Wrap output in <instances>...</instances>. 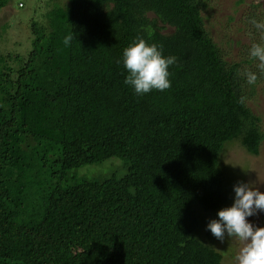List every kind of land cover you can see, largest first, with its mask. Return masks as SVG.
<instances>
[{
    "label": "trees",
    "instance_id": "obj_1",
    "mask_svg": "<svg viewBox=\"0 0 264 264\" xmlns=\"http://www.w3.org/2000/svg\"><path fill=\"white\" fill-rule=\"evenodd\" d=\"M55 1L19 68L0 59V264H223L196 235L229 201L226 145L260 154L259 61L225 60L211 0ZM140 39L177 58L169 89L125 83ZM114 157L123 177H70Z\"/></svg>",
    "mask_w": 264,
    "mask_h": 264
},
{
    "label": "rangeland",
    "instance_id": "obj_2",
    "mask_svg": "<svg viewBox=\"0 0 264 264\" xmlns=\"http://www.w3.org/2000/svg\"><path fill=\"white\" fill-rule=\"evenodd\" d=\"M58 3L55 0H8L4 7L0 8V59L6 71L9 67L14 70L19 68L18 58L27 59L33 50V23L44 24L48 9ZM202 16L206 29L220 46L228 62H240L250 58L253 44L264 45V29H257L251 23L253 19L264 23V0H211ZM255 90L247 105L262 118L264 131V81L259 83ZM221 166L226 172L231 188L229 201L220 210L234 204V186L238 182L254 183V186L264 192V142L258 156L249 154L239 142H229L221 157ZM126 173V161L114 157L102 163L74 169L70 177L102 180L113 174L120 178ZM219 211L200 216L205 223L196 237L223 255V264H238L236 257L242 245L227 234L221 242L208 229L212 220H219ZM248 221L255 227H264V211L248 217Z\"/></svg>",
    "mask_w": 264,
    "mask_h": 264
},
{
    "label": "clouds",
    "instance_id": "obj_3",
    "mask_svg": "<svg viewBox=\"0 0 264 264\" xmlns=\"http://www.w3.org/2000/svg\"><path fill=\"white\" fill-rule=\"evenodd\" d=\"M251 23L257 29H264V23L255 19ZM72 39V34H69L63 42L69 45ZM161 48L140 39L124 50V66L129 73L125 83L131 86L137 95H144L153 89L164 91L171 87L168 69L176 63L177 58L164 57ZM250 56L259 61L257 67L260 73L264 74V45L253 44ZM237 75L246 76L250 85L255 84L258 79L257 74L252 71L238 72ZM244 100L245 98L241 97L240 103H244ZM234 192V204L220 210L219 220H212L208 229L221 242L227 234L242 245L236 257L238 264H264V227H255L248 221V217L264 211V192L254 186V183L242 181L234 186Z\"/></svg>",
    "mask_w": 264,
    "mask_h": 264
}]
</instances>
